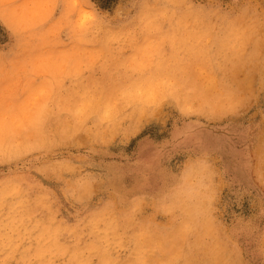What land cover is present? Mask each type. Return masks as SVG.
I'll list each match as a JSON object with an SVG mask.
<instances>
[{
    "label": "clouds",
    "instance_id": "obj_1",
    "mask_svg": "<svg viewBox=\"0 0 264 264\" xmlns=\"http://www.w3.org/2000/svg\"><path fill=\"white\" fill-rule=\"evenodd\" d=\"M0 264H264V0H0Z\"/></svg>",
    "mask_w": 264,
    "mask_h": 264
}]
</instances>
